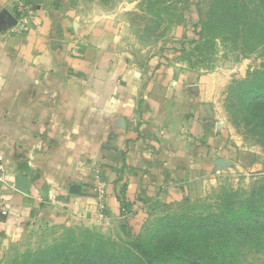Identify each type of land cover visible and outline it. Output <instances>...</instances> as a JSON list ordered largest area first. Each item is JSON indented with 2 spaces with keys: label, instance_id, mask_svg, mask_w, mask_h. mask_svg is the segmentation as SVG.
Returning <instances> with one entry per match:
<instances>
[{
  "label": "crops",
  "instance_id": "0c3cea01",
  "mask_svg": "<svg viewBox=\"0 0 264 264\" xmlns=\"http://www.w3.org/2000/svg\"><path fill=\"white\" fill-rule=\"evenodd\" d=\"M18 1L0 0V148L16 184L0 182V253L46 226L95 229L98 174L117 224L124 202L141 218L238 169L216 79L142 54L132 4L88 22L71 0H25L20 34Z\"/></svg>",
  "mask_w": 264,
  "mask_h": 264
},
{
  "label": "rangeland",
  "instance_id": "374dc122",
  "mask_svg": "<svg viewBox=\"0 0 264 264\" xmlns=\"http://www.w3.org/2000/svg\"><path fill=\"white\" fill-rule=\"evenodd\" d=\"M71 1L88 22L106 15L121 3L129 2L133 5L128 16L130 39L137 49L144 50L142 54L158 56L161 62L172 65L182 64L177 67L216 79L217 87L213 92L215 101L212 104L216 109H221V118L228 128V144L235 149L238 169L218 179L202 196L166 204L141 218H132V209L128 211L122 204L121 221L117 224L107 213L106 219L98 221L95 218V229L86 226H46L1 252L0 264H21L27 255L40 250L49 252L56 247L76 245L77 237H84L93 245L98 244L97 239H103L110 244H118L121 249L128 248L133 254H137L133 247L137 243L146 249H155L156 234L170 224L208 219L227 209L232 211L245 207L252 192L264 187V127L249 115L251 92L247 83L253 72L264 70V45H259L256 52L244 53L232 45H225L219 36L205 42L201 36L202 14L214 0ZM98 177L101 178L99 174ZM261 195H264V191H261ZM105 205L107 208L106 201ZM174 230L178 234L185 231L178 227ZM262 245L254 251L248 249L245 252V248L242 250L236 243L237 251L231 257L221 242L216 245L212 256H221L217 259L221 264H264ZM161 252L162 258L157 261L160 264H180L166 261L163 247Z\"/></svg>",
  "mask_w": 264,
  "mask_h": 264
},
{
  "label": "trees",
  "instance_id": "16d2710c",
  "mask_svg": "<svg viewBox=\"0 0 264 264\" xmlns=\"http://www.w3.org/2000/svg\"><path fill=\"white\" fill-rule=\"evenodd\" d=\"M201 36L205 42L219 36L225 45L244 53L256 52L259 45H264V0H214L202 14ZM252 75L247 82L251 92L249 115L264 127V70ZM261 191L264 187L254 190L245 207L227 209L208 219L170 224L156 234L155 249H146L137 243L133 246L137 254H133L128 248L121 249L118 244L103 239H97L98 244L93 245L86 238L77 237L76 245L56 247L49 252L40 250L27 255L21 264H160L157 261L162 258V247L166 261L221 264L217 262L221 256H212L218 243L225 244L231 257L237 251L236 243L242 250L245 248V252L264 246V195ZM123 207L129 211L126 202ZM176 227L185 231L178 234Z\"/></svg>",
  "mask_w": 264,
  "mask_h": 264
},
{
  "label": "built area",
  "instance_id": "2783aa9c",
  "mask_svg": "<svg viewBox=\"0 0 264 264\" xmlns=\"http://www.w3.org/2000/svg\"><path fill=\"white\" fill-rule=\"evenodd\" d=\"M15 17L17 19L16 24V32L23 34L29 28V21L32 9L30 5L25 0H19L14 7ZM0 182L4 185H7L11 188H16V184L9 180V172L4 165V154L2 148H0ZM96 195L98 199L97 206V215L96 219L101 221L107 218V210H106V182L102 180L100 177L97 178V183L95 186ZM9 214L7 201L3 196H0V216L7 217Z\"/></svg>",
  "mask_w": 264,
  "mask_h": 264
},
{
  "label": "water",
  "instance_id": "95a60500",
  "mask_svg": "<svg viewBox=\"0 0 264 264\" xmlns=\"http://www.w3.org/2000/svg\"><path fill=\"white\" fill-rule=\"evenodd\" d=\"M17 24V19L15 16H11L9 20V25ZM28 180L25 177H20L18 179V189L20 191L26 192Z\"/></svg>",
  "mask_w": 264,
  "mask_h": 264
}]
</instances>
